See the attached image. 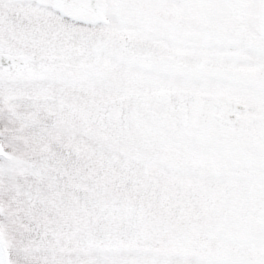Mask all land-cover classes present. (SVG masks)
I'll list each match as a JSON object with an SVG mask.
<instances>
[{
	"label": "snow or ice",
	"instance_id": "obj_1",
	"mask_svg": "<svg viewBox=\"0 0 264 264\" xmlns=\"http://www.w3.org/2000/svg\"><path fill=\"white\" fill-rule=\"evenodd\" d=\"M0 264H264V0H0Z\"/></svg>",
	"mask_w": 264,
	"mask_h": 264
}]
</instances>
